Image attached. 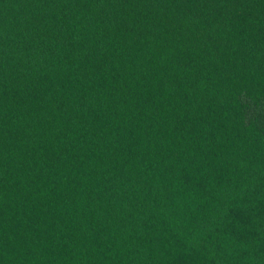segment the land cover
<instances>
[{"label":"trees","instance_id":"obj_1","mask_svg":"<svg viewBox=\"0 0 264 264\" xmlns=\"http://www.w3.org/2000/svg\"><path fill=\"white\" fill-rule=\"evenodd\" d=\"M0 264H264V0H0Z\"/></svg>","mask_w":264,"mask_h":264}]
</instances>
